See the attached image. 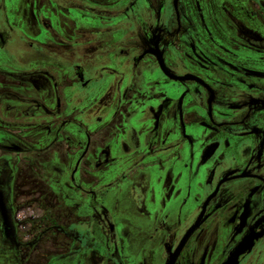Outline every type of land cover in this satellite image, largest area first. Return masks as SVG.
Listing matches in <instances>:
<instances>
[{
	"label": "flooded vegetation",
	"instance_id": "flooded-vegetation-1",
	"mask_svg": "<svg viewBox=\"0 0 264 264\" xmlns=\"http://www.w3.org/2000/svg\"><path fill=\"white\" fill-rule=\"evenodd\" d=\"M11 39L0 264H264V0H0Z\"/></svg>",
	"mask_w": 264,
	"mask_h": 264
},
{
	"label": "rangeland",
	"instance_id": "rangeland-1",
	"mask_svg": "<svg viewBox=\"0 0 264 264\" xmlns=\"http://www.w3.org/2000/svg\"><path fill=\"white\" fill-rule=\"evenodd\" d=\"M17 40H10V44L7 45L5 48L0 46V71L4 70L5 68H9L10 70L14 71H22L24 69L33 68L35 65L41 64L42 61H44V58L42 55L35 53L33 49L25 48L21 44H16ZM97 45L96 44H77L76 46H71L67 52V63H74L84 69H92L97 65ZM5 71V70H4ZM70 78L66 76L65 80H69ZM71 90L72 85H68ZM84 94V91H81L77 89L75 91V96H81ZM13 107L15 106L13 103H3V105L0 106V117L3 116L4 111H6L7 107ZM110 175V169L105 168L101 169L98 172V177L100 181L106 180ZM122 193V197H124V200L126 201L128 198L127 190L125 189H113L110 190L108 193H106L103 197L104 203L111 207L113 206L112 203L116 202L118 199H116V195L118 193ZM117 224H119V234L122 233L123 226L126 227V223L123 222L121 218H119L116 221ZM127 228V227H126ZM125 229V228H124ZM124 232V230H123ZM126 233V232H125ZM124 235V233L122 234ZM120 235V236H122ZM129 237V236H127ZM121 238H124L122 236ZM127 248H131V251L133 249V242L128 241L125 243ZM147 250L146 248H142Z\"/></svg>",
	"mask_w": 264,
	"mask_h": 264
},
{
	"label": "water",
	"instance_id": "water-1",
	"mask_svg": "<svg viewBox=\"0 0 264 264\" xmlns=\"http://www.w3.org/2000/svg\"><path fill=\"white\" fill-rule=\"evenodd\" d=\"M157 59H158V61H159V64H160L161 68L164 70V68H163V64H162V60H161L160 56L157 57ZM165 73H166V72H165ZM187 236H188V235H187ZM187 236H186V237H187ZM186 237H185V239H186ZM185 239H184V240H185ZM174 260H175V254L171 257V259H170V261H169L168 264H173Z\"/></svg>",
	"mask_w": 264,
	"mask_h": 264
}]
</instances>
